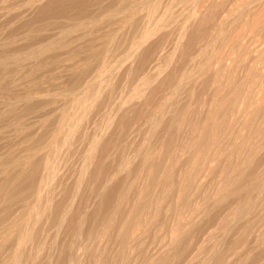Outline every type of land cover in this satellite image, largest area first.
Segmentation results:
<instances>
[{"label":"rangeland","instance_id":"1","mask_svg":"<svg viewBox=\"0 0 264 264\" xmlns=\"http://www.w3.org/2000/svg\"><path fill=\"white\" fill-rule=\"evenodd\" d=\"M7 1L9 3H6ZM34 1L36 2L37 8L34 6L35 5ZM34 1L33 0H31V1L30 0H28V1L27 0H0V11H1L0 12V23H1L0 24V42H1L0 43L1 44L0 49L6 43H7L6 45L12 44V46L14 48V49H12L11 45L9 46L12 49V52H11L10 48H7L8 50L6 49L5 51L0 50V53L3 55V57L1 59H5V56H6L5 54H7L8 51H10V52H8L9 55L11 53L14 54L13 56H12V54L10 56H6V59L10 60V59H13L11 57H16V55H15L16 53L18 54V56H22V55L25 56V54H23V53H25V52L27 53V52H29V50L31 52V49H33V51H34L38 48L41 49V48H47V46L48 47L49 46H56V44L58 43L57 41H58V37H59L60 33H64V32L66 33V30L69 29L70 31H74L72 33L74 35L76 28L79 29L80 28L79 25H81L84 22V20H87V21L90 20L91 16H92V18L95 16V13H97L96 16L102 14L103 12L107 13V12H109L110 9H112V6H113L109 2V0H108V2L106 0L105 1L104 0H84L85 2H83V0H75V1L74 0H45V1L44 0H41V1L40 0H34ZM38 1H40V2H38ZM222 1L227 2L228 0H222ZM243 1H245V2L243 3ZM247 1L248 0H242V1L236 0L234 6L237 3V4H239V8H241L244 4H246ZM33 2H34V5H33L34 8L27 7V6L32 5ZM105 2L108 4V6H111V7L109 8L107 6V4L103 5ZM208 2H210V3H208ZM27 3H29V4H27ZM213 3H214L213 1H209V0L204 1V2L202 1V3L200 2L199 8H198L199 11L194 14V16H193L194 19H192V22H190V24H188L189 26L188 25L186 26V27H188V29L187 28H185V29L181 28L182 26H181V23L179 24V22H178V25H177V23L174 24L175 26L172 29H170L169 34H167V37L164 35L161 36L160 34L159 35L156 34L154 36H151L150 39L147 40L148 44L147 45L144 44L145 45V46L143 45L144 48L142 46V48L139 49L140 51H138L137 54H135V56L134 55H128V52H129V54H131L130 53L131 51L128 49L131 47L130 46L131 44L127 45L129 43V41L126 45L130 46V47L124 46L125 50H124V48H121L118 51V57L120 59L117 57L116 54H114L113 59H114V57H116V60H114L113 65H112V62L110 63V61H111L110 58H112V57H110V55H107L106 62L109 63V64L108 63L107 64L109 65V67L110 66H112V68L116 67L115 69H117L118 72L116 70H114L117 74L114 72L115 74L113 73L114 75H112L115 80L109 79L111 81L106 82L107 84L104 83L103 86L107 85V87L105 86V88H104L103 86H101V87H103L102 90L99 89V87H98V88L94 89L95 92L93 90L92 93L90 94V97L92 98V99L90 98L91 102L96 100L99 103H97L95 101V102H92L90 104L92 109L89 108L90 106L88 107V109H86L88 115H87L85 109L80 111V109H75L73 107L71 110L70 109L71 107H69V109L71 111L69 109L68 110L71 112V115H70L69 111L66 109L69 113V114L68 113L67 114L70 115L71 118H73L74 120L79 117L80 113L83 115L84 112L89 117V119H88V117H87L88 120L85 119V117H86L85 114L83 116L80 114L82 116V118H84L85 120L82 119L83 120V121H81V122H83L82 125L81 124L76 125V127L78 126L77 128H79L77 134H80V136H78V137L76 136L75 141H74L75 137L73 138V143H72L73 144V146H72L73 150L69 146V149L66 151V153H69V154L65 153L67 156H65V154H63L61 156V158H58L56 160L57 162L56 161L54 162L57 165V163H59L58 160H61L60 164L57 165L58 170H57L56 174H58L59 176L57 175V181L55 182L54 189H53V191L55 190L54 193H56V194H54L52 191H51V193L53 195L50 193L52 195V196L50 195L51 199L53 198V202H55L54 204H52V209L50 210L52 214L48 213L46 217L44 216L46 219L45 218L42 219L44 222L42 220L40 221L39 226H38V230H36V232H35V238L37 237L36 242H35V238H34V241L32 242L35 245H32L30 243L31 245L29 246L28 245L29 243L26 244L27 247L28 246L29 247L28 248L26 247V250H27L26 255L23 256L25 258L21 259V262H20L21 264H78V263L79 264H152L154 262V260L157 258V256L161 254V252L163 253V252L167 251V250L165 251V249H168V247L171 249L174 248L175 251H174V249H172V250L168 249L171 251H170V253H168L166 255L167 258H166L164 264H189L188 261L190 260L193 253H194L193 255H196L194 257L197 258V262H198L197 264H205V261H208L206 264H212V262H214L215 264H216V262H217V264H218V262H222L221 264H223L224 262H225L224 264H259V263L264 264V230H263L264 229V222H263L264 221V200H263L264 199L263 198L264 197V193H263L264 192V184L259 182V181L264 182V180H263L264 179V176H263V174H264V76H263L264 75V56H263V58H261L262 54L260 55L261 52H260V50L258 51V49H257V44H259V41L261 39H259V41H258V37H257V39H255V42L252 43V41H254V38L252 36L255 37L258 35V33L256 32L257 31L256 29H259L262 26H263L262 28H264V22H263L264 21V9L260 13L261 15L259 14L260 17L257 21L258 23H256V24H254V21H252L255 18L254 16L256 15L255 14L256 11L254 10L255 15L253 14L252 10H251V12H247V14H245L244 17H246V18L248 17V18L247 19L243 18L244 23H242V25H240L241 29H239V31L237 30V32L233 31L234 32V33H232L233 36L231 35L230 37H228V40L231 38V42H230V40L227 41L226 45H224V47H223V50H221L222 46L216 45L215 43H214L215 44L214 45V44H212L213 42L209 41L213 38L211 36H214V38H215V36H217L216 33L218 32V34H219V31H217L218 29L216 28V27L219 28V26H218L219 25L218 22L220 21V20H218L219 17L213 16L211 12L213 11V14H216V12H218L217 10H219L221 8V6H219L218 3H214V4ZM38 4H39V6H38ZM201 4H203L204 7ZM4 5L7 6L8 8L6 7V9H4V7H5ZM213 5L214 6L216 5V6L214 7ZM90 6L93 8L94 7H96V8H94V10L91 11L93 8L91 9ZM106 6H107V8H106ZM217 6H218V8H216ZM234 6H233V8H235ZM17 7L19 8V10ZM236 7H238V5ZM262 8H264V6ZM16 9H17V11H16ZM84 9H86V11H84ZM103 9H104V11H103ZM105 9H107V10H105ZM99 10H102V11L100 12ZM87 11H89V12H87ZM6 12H8L9 16L7 15ZM86 12L87 13L93 12L91 14H94V15L89 14V16L91 15L89 17ZM206 12L210 13L211 15L207 13L208 15L205 16L204 13L206 14ZM230 12L227 13L228 16H231ZM86 15L88 16L89 19L85 18V17H87ZM203 16L208 17V18H205L206 20H204ZM211 16H213V17H211ZM195 17H197L198 19H196ZM210 18H212V19H210ZM215 18L217 20H215ZM249 18H251V19H249ZM19 20H21V21H19ZM212 20L215 21L214 24H213ZM15 22H16V24H15ZM247 22H249L251 24V27H250L249 23H248L249 25L247 24ZM259 22H261V24ZM245 24H246V26H249L248 27L249 29L248 28H247V30L245 29V27H246ZM257 24L260 26L259 28H256L258 26ZM154 26H155V22H154ZM154 26L152 24L150 29L152 27L155 28ZM242 26H243V28H242ZM176 28L178 31L176 30ZM254 28H256V29H254ZM180 29H183L184 32ZM151 30H153V29H151ZM214 30H216L217 32ZM52 31L54 34L52 33ZM68 31H67V33H68ZM180 31L184 34L183 35L181 33L183 36L180 35V33H179ZM245 31H248V32H245ZM37 33H39V34H37ZM25 34L27 36L26 39H29L30 41L26 40V42H24L25 41V38H24ZM33 34H35L36 36H34ZM45 34H46V36H45ZM225 34H224V36H225ZM40 35L44 36V37H41ZM47 35H49V36H47ZM237 35H238V37H237ZM250 35H252V36L250 37ZM22 36H23L24 41H23V39H21ZM74 36H72V38H70L69 42L67 43L68 45H71V43H72V48H74L73 51H71V53H70V55L72 57L69 54H67L68 55L67 57L66 56L65 57L64 56H58V57L46 60L47 62L42 60L41 63H44V64H42L44 67L42 65L38 66L40 68L41 72H39L38 74H32V75L28 74L31 77V78L30 77L29 78L32 79V81L35 80V82L33 84H35V83L40 84V82H41V85L45 87L44 88L45 90L42 94L55 96L56 93H57V95H60L59 93H61V92L63 94H66V92H67V94L71 93V95L72 94L73 95H76V94L79 95V93L84 95V92H85L84 86L87 85L91 76L94 75V76H92L94 78L96 73L98 72L97 70H100V68L97 67L98 69L96 68L95 70L94 69L91 70V73L89 72V74H88L89 78L87 77L88 79H86L87 83L85 81V84L84 85L82 84V86H81L84 89H82L81 87H79L78 89L76 87H74L73 86L74 84H72V83H74L73 80H71L69 78L68 79L66 78L63 80V77H61L62 72L64 74V70H63L64 67L62 64L63 61L64 62L67 61L65 63H67L68 65H71V64L77 65V66H74V68L78 67L77 69L75 68L76 71H79V69L81 70L82 68L86 69V67H87L86 59L84 57V50H85L84 48L86 47V43H84V41H82L79 37H77V36L74 37ZM28 37H30V38H28ZM179 37H182L184 39L179 38ZM222 37H223V35H222ZM152 38H153V40H152ZM239 38H240V40H239ZM72 39H74L75 42H74V40L72 41ZM2 40L5 43H3ZM16 40H18V43L16 42ZM19 40L20 41L22 40L23 46H25L24 48L22 46V42H20ZM33 40H34V42H33ZM212 40H214V39H212ZM234 42L236 43V45H235L236 47L233 46L235 44ZM237 42L239 44H237ZM207 43L211 46L210 48H212V49L215 46H218L217 47L218 49L216 48L217 50L215 51V54L220 53L219 55L217 54L219 56V58L217 57V61H215L212 64L213 66L211 65L213 68L207 66L210 68L209 69L207 67H204V64H202V66H200V68L202 67L200 70V68L197 65V62L199 60H201V58L203 57L202 52H200L201 49L204 48L205 46L206 47L209 46ZM254 43L256 45V48H255V45H253ZM16 44H18V45H16ZM43 44H44V46H43ZM75 44H77V45H75ZM94 44H95V42H94ZM237 45H238V48H237ZM30 46H32V47H30ZM75 46L76 47L78 46V48L79 47L82 48L84 46L83 50L78 49L80 54H79L78 50H76L77 48ZM90 46L94 47V49H95V47L97 48V44H95L94 46L92 44H90ZM219 47H221L220 50H219ZM126 48L129 51L126 50ZM17 49H18L19 53L17 52ZM241 49L243 51H241ZM246 49H252L255 51L257 50L258 52H257V54L255 52V55H254L255 57L249 58V54H248V51ZM214 50H215V48H214ZM123 51H124V53L126 51H128V52H126L127 53L126 55L121 54L122 56L124 55L125 57H127V59H123V61L126 60L125 62H123L121 60L122 56L120 55V53H123ZM229 51L231 53H229V55H228ZM3 52H5V53H3ZM142 52H143V54H142ZM127 55L129 56V58L131 56L130 60L128 59ZM245 55H246V57H245ZM259 55L261 57H259ZM136 56H138V57H136ZM233 56L234 57L236 56V57L234 58ZM104 57H106V56H104ZM199 57H200V59H199ZM136 58H137V60H136ZM104 59H106V58H104ZM113 59H112V61H113ZM195 59L196 60L198 59V61L196 62ZM259 59H261V64H260ZM118 60L120 61V64H121V62H123L122 63L123 66L120 65V67H118L119 66ZM116 61H117V63H116ZM56 62H58V63H56ZM60 62H62V63H60ZM75 62H76V64H75ZM244 62L247 65H245ZM262 62H263V64H262ZM192 63H195L196 66ZM54 64H55V67L52 66ZM78 64H80L79 66L81 68L78 66ZM114 64L115 65L118 64V66L117 65L115 66ZM190 64H191V66H190ZM221 64H222V68H221ZM61 65H62V68H61ZM215 65H216V67H215ZM241 65L243 67L245 66L246 68L245 67L243 68ZM192 66H194V67H192ZM203 67L205 69L204 74H203V71H204ZM217 67H218V69H217ZM119 68H121V69H119ZM60 69H62V70H60ZM118 69L120 70V73H119ZM190 69L191 70L193 69V71L195 70L196 73L198 71H200L201 74L198 72V74L195 75L196 73L194 74ZM208 69H209V71H208ZM218 70L221 72H219ZM229 70H230V72H229ZM187 72L193 74V76L190 74L191 79L189 78L190 75ZM29 73H31V72H29ZM43 73H45V74H43ZM218 74H219V76H218ZM185 75H186V77L188 76V78H186L185 80L190 82L189 84H188V82L185 84V82H186L184 80ZM200 75H201V77H200ZM112 76H111V78H112ZM195 76H197V77L195 78ZM181 77L183 78L184 81L182 80ZM220 77H221V79H220ZM69 80L72 82H70ZM144 80H145V82H144ZM191 80L194 82H192ZM146 81H147V84H146ZM181 81H183V82H181ZM109 82H110V85L108 86ZM111 82H113L114 84ZM140 82H141V84L144 82V84H146L147 86L144 84L142 86L140 84ZM252 82H254L256 84L254 85V83H252ZM181 83H182V87H181ZM53 84H57V85H53ZM183 84L185 86H183ZM257 84H260V85H257ZM186 85H189V87ZM239 85L241 87L240 89H239ZM178 87L180 88V91L177 89ZM73 88H76L77 90L73 89ZM110 88L112 91L110 90ZM136 88H139L142 91L137 92L139 89H136ZM181 88L183 89V91ZM250 88H252V89H250ZM253 88H254V90H253ZM98 89L101 90L100 93L103 94V95H101L99 93V95H101L100 97L98 95L96 96V94H95V93L99 92V91H97ZM233 89L235 91H233ZM70 90H72V91H70ZM176 90H178L180 93L176 92ZM77 91H78V93H77ZM252 91L254 94L252 93ZM237 92L240 95L237 94ZM228 93L230 94V96ZM233 93H235L237 95H235V94L233 95ZM15 94L16 93H13V96H12L11 93H10V95H8V93L5 92V94L1 95V98L5 97L4 100L5 99L9 100L12 97L14 98ZM6 95H7V98H6ZM91 95H94V97L96 96L95 98L99 97L101 100L99 98L95 99ZM135 95H136V98H135ZM241 95H243V96H241ZM259 95L260 96L262 95V96L259 97ZM258 97H259V99H258ZM93 98H94V100H93ZM88 99H89V94H88ZM134 99L135 100L138 99V101L135 102ZM243 99H245L244 102H240V101H243ZM248 99H250V100H248ZM253 99H254V101H252ZM256 99H257V101H256ZM235 100H238V101L235 102ZM246 100H248V103L249 102L250 103L248 104ZM233 101L235 103H233ZM110 102H111V104H110ZM168 102L172 106L169 105L168 107H166L169 104ZM172 102H174V103H172ZM175 102H176V104H175ZM231 102H232V104H231ZM89 103H90V100H88L87 104L89 105ZM165 104H167V105H165ZM93 105H96V106L93 107ZM239 105L242 108L241 110H244V112L240 110ZM164 106L167 109H163ZM249 106L251 108L252 107L253 108L251 109ZM259 106H260V108H259ZM219 109H220V111H219ZM77 110L79 111V113L77 112ZM117 111H119V112H117ZM184 111L186 112V114ZM229 111L230 112L232 111V112L229 114ZM236 111H238V112H236ZM74 112H76L75 115L78 114L77 118H74V115H72V113L74 114ZM259 112L261 115L258 116ZM111 113H113V114H111ZM182 113H183V115L181 116ZM174 114H177V115H174ZM172 117H174L173 119H175V117H179V118H177L178 120L176 119L177 121L174 120V122H175L174 123ZM79 118H81V117H79ZM168 118L170 120L172 119V122H170V120ZM214 118H215V120H214ZM242 118H243V120H242ZM74 120H72L73 124H75L77 121V120H75V123H74ZM152 120H154L156 122H153ZM181 120L183 121V123ZM233 120L235 122H233ZM79 121H77V122L79 123ZM150 122L154 123V124H150ZM160 122H161V124H160ZM176 122H178L179 124H177ZM249 122H251V123L249 124ZM156 123H157V125H155ZM52 124H54V125L52 126ZM52 124L49 127L50 129H52V128L54 129L58 125V122H57V124H56V122L52 123ZM176 124H177V126H176ZM153 125H155V126H153ZM178 125H179V127H178ZM247 125H248V127H247ZM150 126L152 127V129ZM155 128H157L158 130L157 129L155 130ZM176 128H177V130H176ZM80 129L82 132L80 131ZM204 129H209V133H210L211 137H210V140H208V141H205V140L203 141V139H202V131ZM79 131L81 133H79ZM212 134H214V135H212ZM236 135H238V136H236ZM248 135L250 136V138ZM146 136H149V137H146ZM93 139L94 140L100 139L101 144L98 145V147L95 151V157L93 159V163L91 162V165L88 166L87 172L81 171V170H83V168L87 164L85 162V161H87L86 158L88 156L86 153H88L90 151V149L92 147L91 145L95 142ZM81 141H82V143H81ZM46 142H48V139ZM91 142H93V143H91ZM0 144H1L0 145V153L3 152L2 150H4V153L6 151L13 150L15 148L14 146L17 145L16 143H14V140H11L10 138H7V140L5 139L3 141V143L0 142ZM72 144H70V145H72ZM6 145H8V146H6ZM243 145H245V146H243ZM144 146L147 148L148 154L150 155L148 157L149 158L151 157L152 160L149 158L147 160H144V159H141V157L139 156V152L141 149H144ZM234 147H236V148H234ZM216 153H217V155H216ZM209 155H210V157H209ZM226 155H228V156H226ZM138 156L140 157V162H139ZM62 158L65 160H63ZM130 158H132L134 160H132ZM246 158H247V160H246ZM209 160H210V162H209ZM214 160H215V162H214ZM125 161L126 162L128 161V165H130V166H128ZM129 162H130V164H129ZM84 163H85V166L83 167ZM246 163H249V165ZM251 163H253V164H251ZM153 164H155V166H151ZM160 164H161V166H160ZM213 164H215V165H213ZM124 165H126L128 168L127 167L124 168ZM61 166H63V167H61ZM157 166L159 168V171H158L159 173L157 171L155 172V169H154ZM244 166L245 167L251 166V168H250L251 171L248 169L249 171L246 172L247 174L242 172V171H244V169H243ZM160 167H162V168H160ZM191 167H192V169H191ZM241 167H243V168H241ZM122 169L124 171L126 169L127 170L129 169V171L126 170L124 172ZM204 170H206V171H204ZM161 171H162V174H161ZM82 172L83 173L85 172V173L83 174ZM200 173H202V174H200ZM36 174L37 175L34 176V178H35L34 181L36 180V178L38 180V178L40 176L38 173H36ZM241 174H245L244 177L246 175H248V177H249V175H252L251 177L252 178L255 177L256 181L254 182V178L253 179L251 178L253 181L251 182V179L248 180V182L246 183V186L248 183L249 184H248L247 188H245V191L241 190V194H239L240 193V191H239V193L238 192H236V194L234 193L235 195L233 193H231L229 196L230 189L232 188V186H234L237 183L235 179H237V181H238V179L240 178L239 176ZM201 175H203V176H201ZM79 176H80V178H79ZM229 176H230V178H229ZM258 177H259V180H258ZM260 177H262V178H260ZM36 181L32 182V183H37ZM127 181H130L131 183L127 182ZM257 181H258V183H257ZM32 183L30 182V186L28 185L29 182L25 183V185H27L28 187H26L23 184V187H20L21 189L18 190V192L20 191L19 193L21 195L18 193L20 195L19 196L17 194V192L14 194V197L16 199H14V197L13 198L11 197V199H14L15 201L19 200V198L21 200H19L17 202H14V200H12V201L8 200L9 204L10 203L12 204V202H14V203L12 205L7 204V206L0 207V208H2V209H0L1 211L4 208V211H3L4 214H3V212L0 213L1 214L0 215V231H1L0 238L3 239V240L0 239V252H1L0 253V264H2V263L7 264L5 262H7V259L11 256L10 254L13 255L14 251H16V249H17V247H16L17 246V244H16L17 243V241H16L17 236L15 237L16 234L14 235V231L12 232V230H13L12 225L14 224L15 221L19 220L22 216L24 218V214L26 215L27 208L29 207L28 204L30 203L31 199H29L30 196L26 197L25 193L30 195L34 191L33 188L35 187L34 185H36V184H33V186H32ZM232 184H234V185H232ZM260 184H262V185H260ZM145 185H147V186H145ZM194 185H196V186H194ZM25 187L28 190H26ZM103 187H104V189H103ZM23 189L26 191H24ZM30 190H32L31 193H30ZM262 190H263V192H262ZM27 191H28V193H27ZM243 191H244V193H243ZM119 192H120V194H119ZM121 192H122V194H121ZM16 194H17V196H19V198L17 196H15ZM105 194L109 196L110 204L107 205V207L104 206L101 208L100 213H102V214L100 215L98 210L101 207L102 198H103V195H105ZM121 195H122V197L125 196L122 198V201L120 200ZM143 195H146V196H143ZM233 195L235 197H233ZM24 196H25V200L23 198ZM249 196L252 198H249ZM21 197L23 198V200ZM228 197H230V198H228ZM61 198L65 199V200H63ZM218 198L222 199L221 200L222 204H217L215 206V208L212 207L214 200L216 201V200H218ZM117 199H118V201H117ZM119 201H120V203H119ZM8 202H5V203H8ZM177 202L178 203L180 202V203L178 204ZM15 203H16V205H15ZM118 203H119V206H117ZM114 204H116V207H114L115 206ZM8 205L11 206V208ZM112 205H113V208H112ZM97 208H98V210H97ZM117 208H119V210ZM65 209H69V211H68L69 213L67 214V218L63 222V220L61 218L62 214H59V213H61L62 210L65 211ZM142 209H143V211H142ZM13 210H15V211H13ZM111 211H112V213H111ZM106 212H108V213H106ZM114 212H115V214H113ZM97 213L99 215H97ZM197 213H200L201 215L197 214ZM254 213L256 214V216ZM57 214L60 215L59 218H58ZM104 214L106 216H108L107 218H109V219L111 218V215H108V214H113L114 216L112 215L113 216L112 220L110 219L111 220L110 224L107 226L106 230H104L105 231L104 234H103V231H100L98 234H96V237H94L95 236L94 235L91 239L89 233L94 231L93 229L95 227L93 228V226H95L94 223L97 222V220H98L97 217H99V216H101L100 218H102L103 216L106 217ZM129 214H131V216ZM202 214H204V216ZM55 215L57 218L55 217ZM262 215H263V217H262ZM1 216H2V218H1ZM240 216L242 218H240ZM205 217H207L206 220H204ZM47 218H48V220H47ZM233 219L235 222L232 221ZM246 219H247V221H246ZM253 219L255 220V222ZM59 220H60V222L62 221L61 224H60ZM139 220H140V223H139ZM197 220H198V222H197ZM260 220L261 221L263 220V221L261 222ZM135 221H137V223ZM195 221H196L197 226L195 225ZM236 221H237V224L235 225ZM7 223H8V225H7ZM193 224L196 227L193 228ZM111 225H112V227H111ZM56 227H58V228H56ZM122 227H123V230H122ZM133 227H134V229H133ZM229 227H231V229ZM4 228L7 229L8 231L5 230ZM128 228H129V231L131 230L130 231L131 235L129 234V236H128L129 242L127 241V245L129 247L126 245L127 247L125 246V248H124V244H126V243H123L122 234L124 233V230H128ZM189 228H192L191 232H190L192 234H190L185 240H183V238H182V240H180L181 234H182L181 232H183V234H185V232L187 233V231H190ZM171 229L173 230L174 234L172 233ZM176 230H178V231H176ZM179 231H181V232H179ZM8 232H9V234H8ZM220 232H222V233L220 234ZM223 232H225V233H223ZM246 232L250 233V234H247V236H246L247 238L244 237V235H246ZM179 233H181V234L179 235ZM120 234H121L122 238L120 237ZM101 235L104 237L103 239H102ZM178 235H179V237H178ZM135 237H137V238H135ZM222 237H223V239H222ZM8 238H9V240L7 241L6 239H8ZM219 238H220V241L224 240L226 238L224 240L225 242L223 241L224 243L223 242L221 243L224 245L221 246L220 241L219 242L217 241ZM13 239H15V240H13ZM37 239L39 240V242ZM190 239H191V241H190ZM239 240L242 243H240ZM244 240L245 241L247 240V241L245 242ZM12 241H13V243H12ZM98 242L101 244H99ZM215 242H216V244L218 242L221 247L219 248V245H215ZM236 242H238V244ZM230 243H231V245H230ZM164 244H166V247ZM234 244H236V245L232 247V245H234ZM239 244H240V247H239ZM131 245H132V247H131ZM214 245L217 246L219 249L217 250V248ZM237 245L239 248L237 247ZM213 247L216 249L217 252H215V249ZM222 247H223V249L221 250L222 251V253H221L220 249ZM225 247H226V250L224 249ZM230 247H232V249H234L236 251V253L239 250L238 255L240 254V256H238L239 258L236 257V260H235V258H232V260L233 259L235 260V262H232V263H231L232 260L230 261L227 259L228 260L227 261L225 259L227 253L229 254L232 251H234V250L230 249ZM123 248L125 250H123ZM128 248H129V250H128ZM141 248H142V250H141ZM206 248H207V252L205 250ZM210 248H211V250H210ZM29 249H30V251H29ZM119 249H120V251H119ZM223 250H224L225 254L223 253ZM183 251H185V252H183ZM208 251H210V252H208ZM228 251H230V252H228ZM219 252L222 254V256L224 258L221 256V254H219L220 256H218L217 253H219ZM37 253H38V255H37ZM77 254H78V258L76 256ZM215 254H216V256H215ZM31 255H32V257H31ZM179 255H180V257H179ZM212 256L214 259L212 258ZM2 257H3V259H2ZM28 257H30V258H28ZM168 257H169V260H168ZM30 259H31V261H29ZM218 259H219V261H218ZM2 260L3 261L5 260V261L3 262ZM113 260H115V261H113ZM211 260H213V261L211 262Z\"/></svg>","mask_w":264,"mask_h":264},{"label":"bare ground","instance_id":"2","mask_svg":"<svg viewBox=\"0 0 264 264\" xmlns=\"http://www.w3.org/2000/svg\"><path fill=\"white\" fill-rule=\"evenodd\" d=\"M28 1V0H27ZM31 1V0H30ZM34 1V0H33ZM41 1V0H40ZM40 1H38V2H40ZM45 1V0H44ZM75 1V0H74ZM105 1V0H104ZM107 2H108V0H106ZM202 1L204 2V1H208V0H109V2L113 5L112 6V9H110L109 10V12H107V13H105V12H103L102 14H100V15H97L96 16V14L97 13H95V16L92 18V16L91 15H94V14H91V13H93V12H91V13H87V12H89V11H87L86 13L88 14V16H89V14H91L90 16H91V18H90V20H84V22L81 24V25H79L80 26V28L79 29H77L76 28V30H75V33H74V35L75 36H77V37H79L82 41H84V43H86V47L84 48L85 50H84V57H85V59H86V64H87V67H86V69H84V68H82L81 70L79 69V71H76V69L78 68H74V66H77V65H73V64H71V65H68L67 63H65V62H67V61H63V63L62 62H60V63H62L63 64V67H64V74H63V72H62V76L61 77H63V80L64 79H71V80H73V82L74 83H72V84H74L73 86L74 87H76L77 89L79 88V87H81L82 86V84L84 85L85 84V81H86V79H88L89 77H88V74H89V72L91 73V70H95L97 67H99L100 68V70H97L98 72L96 73V75H95V77L93 78L92 76H94V75H92L91 76V78L89 79V82L87 83V81H86V83H87V85H85L84 86V88H85V92H84V95H82L81 93H79V95L78 94H76V95H71V93L70 94H67V92H66V94H63L62 92L61 93H59L60 95H57V93H56V95L55 96H50V95H45V94H42L43 92H44V86H42L41 85V82H40V84H33L34 82H35V80L34 81H32V79H30L31 77L28 75V74H38L39 72H41V70H40V68L38 67L39 65H42V64H44V63H41V61L43 60V61H46V60H49V59H52V58H55V57H58V56H68L67 54H69L70 55V53H71V51H73V49L74 48H72V43H71V45H68L67 43L69 42V40H70V38H72V36H74L72 33L74 32V31H70L69 29H65L66 30V33L64 32V33H60V35H59V37H58V43L56 44V46H47V48H41V49H36V50H34L33 51V49H31V52H30V50H29V52H25V53H23V54H25V56H18V54L16 53L15 55H16V57H11V58H13V59H10V60H7L6 59V56H10L11 54H12V56L14 55L13 53H11L10 55L8 54V52H10V51H8L7 52V54H5L6 56H5V59H1L2 57H3V55L1 54L0 55V142H2L3 143V141L6 139L7 140V138H10L11 140H14V143H16L15 145L16 146H14L15 148L13 149V150H10V151H6L5 153H4V150H2L3 152L2 153H0V207H4V206H7V204H9V202H8V200H14V199H16L15 197H14V194L17 192V194L20 192H18V190L19 189H21L20 187H23V184L25 185V183H27V182H29V186H30V182L32 183V182H35L36 180H37V178H36V180L34 181V176L35 175H37L36 173H38L40 176H39V178H38V180L36 181L37 183H32V186H33V184H36V185H34L35 187L33 188L34 189V191L32 192V190H30V195H28V194H26L25 193V195H26V197H29V199H31L30 200V203L28 204L29 205V207L27 208V212H26V215L24 214V218H23V216L19 219V220H17V221H15L14 222V224L12 225L13 227V230H12V232L14 231V235H15V237H16V241H17V249H16V251H14V254L12 255V254H10L9 256V258L7 259V262H5V263H7V264H21L20 262H21V259L22 258H25V257H23L24 255H26V247H27V243H29L28 245L30 246L31 244L32 245H35L34 243H32L33 241H34V238H35V232H36V230H38V226H39V223H40V221L42 220V219H44L46 216H47V214L48 213H51V209H52V204H54L55 202H53V198L51 199V197H50V195L52 194L51 193V191L54 193V191H53V189H54V184H55V182L57 181V175L58 174H56V172H57V165L58 164H60V162H61V160H58L59 161V163H57V165H56V163H54L58 158H61V156L63 155V154H65L66 153V151L69 149V146L71 147V149H72V146H73V138H74V141H75V139H76V136L78 137V136H80V134H77L78 133V129L79 128H77L76 127V125H82L83 124V122H81V121H83V120H85V119H87V115H88V113H87V110L86 109H88V107L90 106V104L92 103V102H95L96 100H94V98L98 95L99 97L101 96V95H103L102 93H100V91L102 90V88L104 87L105 88V86L107 87V85H105V86H103L104 85V83L105 84H107L106 82H108V81H111V80H115L114 78H113V76L112 75H114L116 72L114 71V70H116L117 71V69H115L114 67V69L112 68V66H110L109 67V63L108 62H106V60H107V55H110V57H112V58H110V63L112 62V65H113V63H114V60H116V57H114V59H113V56H114V54H116L117 55V57H118V51L121 49V48H124V50H125V47L124 46H127V45H129V44H131L130 46H127V47H130V48H128L131 52V54H129V50L126 48V50H128V51H126V52H128V55H134L135 56V54H137V52L138 51H140L139 49L140 48H142V46L144 45V44H148L147 43V40H149L150 39V37L151 36H154V35H156V34H160L161 36L162 35H164V36H166L167 37V34H169V32H170V29H172L175 25L174 24H176L177 23V25H178V22H179V24L181 23V28H183V29H185V28H187L188 29V27H186L188 24H190V22H192V19H194L193 18V16H194V14L196 13V12H198L199 10H198V8H199V5H200V2L202 3ZM209 1H213L214 3H218L219 4V6H221V8L219 9V10H217L218 12H216V14H213V11L211 12L212 13V15L213 16H218L219 17V19L218 20H220L219 22H218V26H219V28L218 27H216L218 30L217 31H219V34H218V32L216 31V30H214V31H216L217 33V36H215V38H214V36H211V37H213L212 39H214V40H212L209 36V38L211 39V40H209V41H211V42H213L212 44H216V45H219V46H222V49H221V47H219V50L221 49V50H223V47H224V45H226V42L227 41H229L230 40V42H231V38L228 40V37H230L231 35H232V33H234V32H237V30L239 31V29H241V26L240 25H242V23H244V19L243 18H246V17H244L245 16V14H247V12H251V10L253 11V14H254V10L256 11V15L254 16L253 14V16L255 17L254 18V20H252V21H254V24H256V23H258L257 21H258V19H259V17H260V13L263 11V9L264 8H262L263 6H264V0H248L247 2H246V4H244L241 8H239V4H237L236 3V5L234 6V4H235V2H236V0H228L227 2H223L222 0H209ZM242 1V0H241ZM4 2V1H3ZM35 2V1H34ZM34 2H33V4L32 5H30V6H27L26 4V6L27 7H31V8H34V6L36 7V2H35V5H34ZM73 2V1H72ZM83 2H85L84 0H83ZM245 1H243V3H244ZM6 3H9L8 1L6 2ZM17 3V2H16ZM51 3V2H50ZM78 3V2H77ZM101 3V2H100ZM208 3H210V2H208ZM212 3V2H211ZM213 3V4H214ZM27 4H29V3H27ZM43 4V3H42ZM79 4V3H78ZM83 4V3H82ZM91 4V3H90ZM99 4V3H98ZM97 4V5H98ZM105 4H107L106 2L103 4V5H105ZM217 4V5H218ZM24 5V6H25ZM34 5V6H33ZM89 5V4H88ZM102 5V6H103ZM201 5H203V4H201ZM212 5V4H211ZM238 5V7H236ZM3 6V5H2ZM5 6V5H4ZM23 6V7H24ZM33 6V7H32ZM38 6H39V4H38ZM107 6H108V4H107ZM107 6H106V8H107ZM214 6V5H213ZM216 6V5H215ZM214 6V7H215ZM233 6L235 7V8H233ZM6 7L7 6H5L4 7V9H6ZM26 7V8H27ZM91 7V6H90ZM99 7V6H98ZM97 7V8H98ZM109 8L111 7V6H108ZM202 7V6H201ZM203 7H204V5H203ZM207 7V6H206ZM8 8V7H7ZM18 8V7H17ZM37 8V7H36ZM85 8V7H84ZM93 7H91V9H92ZM94 8H96V7H94ZM94 8L91 10V11H93L94 10ZM105 8V7H104ZM212 8V7H211ZM216 8H218V6L216 7ZM88 9V8H87ZM206 9V8H205ZM208 9V8H207ZM210 9V8H209ZM18 10H19V8H18ZM31 10V9H30ZM39 10V9H38ZM48 10V9H47ZM105 10H107V9H105ZM213 10V9H212ZM215 10V9H214ZM16 11H17V9H16ZM15 11V12H16ZM22 11V10H21ZM84 11H86V9H84ZM96 11V10H95ZM100 12L102 11V10H99ZM98 11V12H99ZM103 11H104V9H103ZM206 11V10H205ZM208 11V10H207ZM231 11V12H230ZM1 12V11H0ZM5 12V11H4ZM9 12V11H8ZM8 12H6L7 13V15H8ZM83 12V11H82ZM97 12V11H96ZM215 12V11H214ZM228 12H230L231 14V16H228L227 15V13ZM11 13V12H10ZM18 13V12H17ZM22 13V12H21ZM26 13V12H25ZM105 13V14H104ZM208 12H206V14L204 13V15L206 16V15H208V14H210V13H208ZM27 14V13H26ZM199 14V13H198ZM251 14V13H250ZM260 14V15H259ZM6 15V16H7ZM11 15V14H10ZM20 15V14H19ZM28 15V14H27ZM74 15V14H73ZM211 15V14H210ZM9 16V15H8ZM13 16V15H12ZM84 16V15H83ZM87 16V15H86ZM88 16L87 17H85V18H88ZM89 16V17H90ZM197 16V15H196ZM205 16H203L204 17V20H206L205 18H208V17H205ZM213 16H211V17H213ZM248 16V15H247ZM18 17V16H17ZM198 17V16H197ZM197 17H195L196 19H198ZM250 17V16H249ZM24 18V17H23ZM217 18V17H216ZM215 18V20H217ZM248 18V17H247ZM246 18V19H247ZM89 19V18H88ZM202 19V18H201ZM210 19H212V18H210ZM209 19V20H210ZM214 19V18H213ZM249 19H251V18H249ZM19 21H21V20H19ZM24 21V20H23ZM195 21V20H194ZM211 21V20H210ZM209 21V22H210ZM249 21V20H248ZM262 21V20H261ZM62 22V21H61ZM154 22H155V26H154ZM203 22V21H202ZM207 22V21H206ZM212 22H213V24H214V20H212ZM250 22V21H249ZM249 22H247V24L249 23ZM264 22V21H263ZM18 23V22H17ZM69 23V22H68ZM196 23V22H195ZM246 23V22H245ZM260 24H261V22H259ZM1 24V23H0ZM15 24H16V22H15ZM57 24V23H56ZM152 24H153V26L155 27V28H151V29H153V30H151L150 29V27L152 26ZM198 24V23H197ZM201 24V23H200ZM250 24V23H249ZM248 24V25H249ZM67 25V24H66ZM216 25V26H217ZM258 25V24H257ZM256 25V26H257ZM12 26V25H11ZM62 26V25H61ZM72 26V25H71ZM180 26V25H179ZM189 26V25H188ZM213 26V25H212ZM245 26H246V24H245ZM63 27V26H62ZM68 27V26H67ZM73 27V26H72ZM198 27V26H197ZM204 27V26H203ZM249 26H246L245 27V29L247 30V28H248ZM250 27H251V24H250ZM260 26L258 25L256 28H259ZM263 27V26H262ZM261 27V28H262ZM40 28V27H39ZM69 28V27H68ZM74 28V27H73ZM191 28V27H190ZM242 28H243V26H242ZM256 28H254V29H256ZM259 28V29H256L257 31V33H258V35L257 36H252V35H250V37L252 36L253 38H254V41H252V43L253 42H255V39H257V37H258V41H259V39H261L260 41H259V44H257V49H258V51L260 50V55L262 54V57L259 55V57H261V58H263V56H264V28ZM14 29V28H13ZM42 29V28H41ZM71 29V28H70ZM183 29H180V30H182L183 32H184V30ZM215 29V28H214ZM249 29V28H248ZM10 30V29H9ZM63 30V29H62ZM69 30V31H68ZM175 30V29H174ZM176 30H177V28H176ZM244 30V29H243ZM13 31V30H12ZM34 31V30H33ZM45 31V30H44ZM49 31V30H48ZM67 31H68V33H67ZM178 31V30H177ZM186 31V30H185ZM234 31V32H233ZM254 31V30H253ZM176 32V31H175ZM188 32V31H187ZM226 34H225V33ZM245 32H248V31H245ZM250 32V31H249ZM6 33V32H5ZM25 33V32H24ZM42 33V32H41ZM52 33H53V31H52ZM180 33V35L181 36H183L184 34L180 31L179 32ZM183 35H182V34ZM214 33V32H213ZM225 34V36H224V34ZM15 34V33H14ZM28 34V33H27ZM37 34H39V33H37ZM51 34V33H50ZM54 34V33H53ZM52 34V35H53ZM56 34V33H55ZM215 34V33H214ZM237 34V33H236ZM248 34V33H247ZM250 34V33H249ZM29 35V34H28ZM34 36H36L35 34H33ZM42 35V34H41ZM40 35V36H41ZM44 35V34H43ZM222 35H223V37H222ZM235 35V34H234ZM19 36V35H18ZM45 36H46V34H45ZM47 36H49V35H47ZM51 36V35H50ZM74 36V37H75ZM170 36V35H169ZM233 36V35H232ZM248 36V35H247ZM41 37H44V36H41ZM73 37V38H74ZM237 37H238V35H237ZM240 37V36H239ZM25 41H24V39H23V36H22V38L21 39H23V41L24 42H26V40L27 41H30L29 39H26L27 38V36H26V34H25ZM28 38H30V37H28ZM37 38V37H36ZM163 38V37H162ZM179 38H182V37H179ZM178 38V39H179ZM9 39V38H8ZM20 39V38H19ZM182 39H184V38H182ZM251 39V38H250ZM74 39H72V41H73ZM80 40V41H81ZM152 40H153V38H152ZM168 40V39H167ZM192 40V39H191ZM201 40V39H200ZM239 40H240V38H239ZM238 40V41H239ZM3 41V40H2ZM7 41V40H6ZM20 41V40H19ZM51 41V40H50ZM128 41H129V43H128ZM161 41V40H160ZM206 41V40H205ZM208 41V40H207ZM16 42L18 43V40H16ZM20 42H22V40L20 41ZM33 42H34V40H33ZM52 42V41H51ZM50 42V43H51ZM74 42H75V40H74ZM73 42V43H74ZM79 42V41H78ZM94 42H95V44H97V48L95 47V49H94V47H92V46H90V44H92L93 46L95 45L94 44ZM1 43V42H0ZM3 43H5L4 41H3ZM10 43V42H9ZM29 43V42H28ZM81 43V42H80ZM83 43V44H84ZM128 43V44H127ZM172 43V42H171ZM209 43V42H208ZM207 43V44H208ZM229 43V42H228ZM227 43V44H228ZM235 43V42H234ZM7 44V43H6ZM6 44H2L3 45V47H1V49L0 50H3V51H5L7 48H10L9 46L11 45V48L12 49H14L13 48V46H12V44H9V45H6ZM14 44V43H13ZM32 44V43H31ZM30 44V45H31ZM47 44V43H46ZM54 44V43H53ZM127 44V45H126ZM211 44V45H212ZM214 44V45H215ZM237 44H239L238 42H237ZM1 45V44H0ZM15 45V44H14ZM16 45H18V44H16ZM20 45V44H19ZM25 45V44H24ZM48 45V44H47ZM50 45V44H49ZM75 45H77V44H75ZM79 45V44H78ZM81 45V44H80ZM88 45V46H87ZM209 45V44H208ZM236 45V43L233 45L234 47H236L235 46ZM253 45H255V43L253 44ZM22 46H23V42H22ZM43 46H44V44H43ZM46 46V45H45ZM82 46V45H81ZM85 46V45H84ZM83 46V47H84ZM145 46V45H144ZM144 46H143V48H144ZM193 46V45H192ZM232 46V47H233ZM240 46V45H239ZM19 47V46H18ZM25 46H23V48H24ZM30 47H32V46H30ZM74 47V46H73ZM76 47V46H75ZM83 47L82 48H78V46L76 47L77 49L76 50H78V49H82L83 50ZM211 46L209 45V46H205L204 48H202L201 49V51L200 52H202V58H201V60H199L198 61V59L196 60V62H197V65H198V67L200 68V66H202V64H204V67H207V66H209V67H212L213 65V63L215 62V61H217V57L219 58V54L217 55V54H215V51L218 49L217 47L218 46H215L214 48H215V50H214V48L212 49V48H210ZM10 48V49H11ZM17 48V47H16ZM93 48V49H92ZM146 48V47H145ZM217 48V49H216ZM237 48H238V45H237ZM255 48H256V45H255ZM12 49H11V52H12ZM27 49V48H26ZM160 49V48H159ZM240 49V48H239ZM238 49V50H239ZM8 50V49H7ZM81 50V51H82ZM123 50V49H122ZM121 50V51H122ZM163 50V49H162ZM232 50V49H231ZM247 51H248V54H249V58H253V57H255L254 55H255V52H256V54H257V50L255 51V50H252V49H246ZM120 51V52H121ZM143 51V50H142ZM241 51H243L242 49H241ZM240 51V52H241ZM17 52H18V49H17ZM21 52V51H20ZM78 52H79V50H78ZM119 52V53H120ZM124 53V51H123V53H120V55L121 54H124V55H126L127 53ZM151 52V51H150ZM218 52V51H217ZM239 52V53H240ZM3 53H5V52H3ZM19 53V52H18ZM75 53V52H74ZM83 53V52H82ZM159 53V52H158ZM222 53V52H221ZM229 53H231L230 51L228 52V55H229ZM21 54V53H20ZM19 54V55H20ZM27 54V55H26ZM73 54V53H72ZM79 54H80V52H79ZM142 54H143V52H142ZM165 54V53H164ZM201 54V53H200ZM199 54V55H200ZM237 54V53H236ZM242 54V53H241ZM83 55V54H82ZM115 55V56H116ZM122 56V58H121V60L123 61V59H127V57H125V56ZM127 55V56H128ZM139 55V54H138ZM148 55V54H147ZM217 55V56H216ZM231 55V54H230ZM71 56V55H70ZM74 56V55H73ZM104 56H106V57H104ZM120 56V57H121ZM227 56V55H226ZM239 56V55H238ZM244 56V55H243ZM72 57V56H71ZM124 57V58H123ZM133 57V56H132ZM136 57H138V56H136ZM142 57V56H141ZM228 57V56H227ZM230 57V56H229ZM234 57V56H233ZM236 57V56H235ZM234 57V58H235ZM245 57H246V55H245ZM8 58V57H7ZM61 58V57H60ZM59 58V59H60ZM104 58H106V59H104ZM109 58V57H108ZM119 58V57H118ZM65 59V58H64ZM80 59V58H79ZM112 59H113V61H112ZM120 59V58H119ZM128 59L130 60L131 59V56H130V58H129V56H128ZM199 59H200V57H199ZM238 59V58H237ZM242 59V58H241ZM246 59V58H245ZM68 60V59H67ZM136 60H137V58H136ZM194 60V61H195ZM248 60V59H247ZM260 60V64H261V59H259ZM54 61V60H53ZM82 61V60H81ZM119 61V60H118ZM126 61V60H125ZM125 61H123V62H125ZM128 61V60H127ZM135 61V60H134ZM232 61V60H231ZM244 61V60H243ZM242 61V62H243ZM249 61V60H248ZM47 62V61H46ZM52 62V61H51ZM59 62V61H58ZM58 62H56V63H58ZM123 62H121V64H120V61H119V66H118V64H116L118 67H120V65H122V63ZM132 62V61H131ZM130 62V63H131ZM195 62V63H196ZM228 62V61H227ZM238 62V61H237ZM108 63V64H107ZM116 63H117V61H116ZM134 63V62H133ZM195 63H192V64H194L195 66H196V64ZM53 64V63H52ZM75 64H76V62H75ZM85 64V63H84ZM127 64V63H126ZM129 64V63H128ZM156 64V63H155ZM161 64V63H160ZM169 64V63H168ZM217 64V63H216ZM225 64V63H224ZM244 64H245V62H244ZM262 64H263V62H262ZM49 65V64H48ZM51 65V64H50ZM80 64H78V66H79ZM83 65V64H82ZM111 65V64H110ZM115 65V64H114ZM115 65V66H116ZM158 65V64H157ZM212 65V66H211ZM229 65V64H228ZM237 65V64H236ZM245 65H247V64H245ZM43 66V65H42ZM52 66H54L55 67V64L54 65H52ZM101 66V67H100ZM123 66V65H122ZM190 66H191V64H190ZM225 66V65H224ZM240 66V65H239ZM242 66V65H241ZM44 67V66H43ZM42 67V68H43ZM80 67V66H79ZM117 67V68H118ZM157 67V66H156ZM192 67H194V66H192ZM197 67V68H198ZM204 67H203V69H204ZM209 67H207V68H209ZM215 67H216V65H215ZM243 67V66H242ZM245 67V66H244ZM243 67V68H244ZM258 67V66H257ZM263 67V66H262ZM61 68H62V65H61ZM81 68V67H80ZM122 68V67H121ZM121 68H119V69H121ZM131 68V67H130ZM190 68V67H189ZM202 68V67H201ZM201 68H200V70H201ZM213 68V67H212ZM220 68V67H219ZM221 68H222V64H221ZM227 68V67H226ZM239 68V67H238ZM246 68V67H245ZM45 69V68H44ZM50 69V68H49ZM59 69V68H58ZM98 69V68H97ZM118 69V70H119ZM162 69V68H161ZM210 69V68H209ZM209 69H208V71H209ZM217 69H218V67H217ZM60 70H62V69H60ZM191 70V69H190ZM189 70V71H190ZM198 70V69H197ZM215 70V69H214ZM223 70V69H222ZM238 70V69H237ZM263 70V69H262ZM130 71V70H129ZM143 71V70H142ZM194 74L196 73L195 72V70L193 71V69L191 70ZM219 71V70H218ZM29 72H31V73H29ZM49 72V71H48ZM115 72V73H114ZM118 72V71H117ZM136 72V71H135ZM156 72V71H155ZM199 73H200V71H198ZM198 72L195 74V75H197L198 74ZM204 72H205V69H204V71H203V74H204ZM219 72H221V71H219ZM229 72H230V70H229ZM249 72V71H248ZM94 73V72H93ZM92 73V74H93ZM114 73V74H113ZM119 73H120V70H119ZM129 73V72H128ZM132 73V72H131ZM188 73V72H187ZM186 73V74H187ZM252 73V72H251ZM258 73V72H257ZM43 74H45V73H43ZM58 74V73H57ZM61 74V73H60ZM59 74V75H60ZM117 74V73H116ZM156 74V73H155ZM189 75L191 74V73H188ZM201 74V73H200ZM162 75V74H161ZM192 76H193V74H191ZM191 75L189 76V78L191 79ZM208 75V74H207ZM217 75V74H216ZM215 75V76H216ZM227 75V74H226ZM230 75V74H229ZM39 76V75H38ZM56 76V75H55ZM111 76H112V78H111ZM130 76V75H129ZM147 76V75H146ZM165 76V75H164ZM204 76V75H203ZM218 76H219V74H218ZM261 76V75H260ZM264 76V75H263ZM30 77V78H29ZM40 77V76H39ZM45 77V76H44ZM43 77V78H44ZM50 77V76H49ZM52 77V76H51ZM58 77V76H57ZM65 77V78H64ZM88 77V78H87ZM145 77V76H144ZM197 76H195V78H196ZM200 77H201V75H200ZM254 77V76H253ZM155 78V77H154ZM182 78V77H181ZM186 78H188V76L186 77V75L184 76V80L186 79ZM205 78V77H204ZM207 78V77H206ZM219 78V77H218ZM217 78V79H218ZM233 78V77H232ZM42 79V78H41ZM48 79V78H47ZM51 79V78H50ZM53 79V78H52ZM109 79H111V80H109ZM198 79V78H197ZM220 79H221V77H220ZM240 79V78H239ZM91 80V81H90ZM182 80H183V78H182ZM183 80V81H184ZM259 80V79H258ZM40 81V80H39ZM66 81V80H65ZM70 81V80H69ZM183 81H181V82H183ZM186 81V80H185ZM192 81V80H191ZM197 81V80H196ZM211 81V80H210ZM216 81V80H215ZM219 81V80H218ZM234 81V80H233ZM238 81V80H237ZM51 82V81H50ZM53 82V81H52ZM70 82H72V81H70ZM144 82H145V80H144ZM144 82L141 84V82H140V84L143 86V84H144ZM153 82V81H152ZM188 81H186L185 82V84L187 83ZM192 82H194V81H192ZM39 83V82H38ZM54 83V82H53ZM67 83V82H66ZM111 83H113V82H111ZM190 82H188V84H189ZM235 83V82H234ZM252 83H254V82H252ZM58 84V83H57ZM57 84H53V85H57ZM65 84V83H64ZM114 84V83H113ZM122 84V83H121ZM146 84H147V81H146ZM146 84H144V85H146ZM236 84V83H235ZM256 83H254V85H255ZM71 85V84H70ZM110 85V82L108 83V86ZM252 85V84H251ZM257 85H260V84H257ZM72 86V87H73ZM101 86H103V87H101ZM112 86V85H111ZM118 86V85H117ZM137 86V85H136ZM147 86V85H146ZM183 86H185L184 84H183ZM186 86H188L189 87V85H186ZM244 86V85H243ZM55 87V86H54ZM99 87V89H101V90H97V91H99L98 93H95L96 94V96L94 97V95H91V96H93L94 98H93V100L94 101H92L91 102V97H90V94L92 93V91L94 90V89H96V88H98ZM101 87V88H100ZM149 87V86H148ZM181 87H182V83H181ZM187 87V88H188ZM193 87V86H192ZM213 87V86H212ZM230 87V86H229ZM236 87V86H235ZM249 87V86H248ZM252 87V86H251ZM76 88H73V89H76ZM82 89H84L83 87H81ZM80 88V89H81ZM142 88V87H141ZM147 88V87H146ZM150 88V87H149ZM214 88V87H213ZM234 88V87H233ZM241 87H240V85H239V89H240ZM246 88V87H245ZM259 88V87H258ZM76 89V90H77ZM109 89V88H108ZM136 89H139V88H136ZM145 89V88H144ZM148 89V88H147ZM179 91H180V88L178 87L177 88ZM182 89V88H181ZM185 89V88H184ZM235 89V88H234ZM233 89V91H235ZM237 89V88H236ZM250 89H252V88H250ZM110 90H111V88H110ZM109 90V91H110ZM178 90H176V92H179ZM222 90V89H221ZM253 90H254V88H253ZM257 90V89H256ZM70 91H72V90H70ZM81 91V90H80ZM83 91V90H82ZM106 91V90H105ZM112 91V90H111ZM139 91H142V90H138L137 92H139ZM172 91V90H171ZM182 91H183V89H182ZM225 91V90H224ZM244 91V90H243ZM258 91V90H257ZM5 92L6 93H8V95H10V93L12 94V96H13V93H16L15 94V97L13 98H11V99H9V100H4V98H1V95H3V94H5ZM94 92H95V90H94ZM145 92V91H144ZM143 92V93H144ZM175 92V91H174ZM175 92V93H176ZM190 92V91H189ZM239 92V91H238ZM237 92V94H239ZM245 92V91H244ZM247 92V91H246ZM260 92V91H259ZM77 93H78V91H77ZM83 93V92H82ZM99 93L101 94V95H99ZM108 93V92H107ZM174 93V94H175ZM180 93V92H179ZM178 93V94H179ZM196 93V92H195ZM210 93V92H209ZM230 93V92H229ZM228 93V94H229ZM252 93H253V91H252ZM256 93V92H255ZM88 94H89V99H88ZM105 94V93H104ZM136 94V93H135ZM139 94V93H138ZM142 94V93H141ZM145 94V93H144ZM185 94V93H184ZM235 93H233V95H234ZM237 94H235V95H237ZM245 94V93H244ZM254 94V93H253ZM82 95V96H81ZM108 95V94H107ZM114 95V94H113ZM134 95V94H133ZM137 95V94H136ZM136 95H135V98H136ZM207 95V94H206ZM240 95V94H239ZM5 96V95H4ZM138 96V95H137ZM140 96V95H139ZM142 96V95H141ZM176 96V95H175ZM186 96V95H185ZM219 96V95H218ZM226 96V95H225ZM229 96H230V94H229ZM241 96H243V95H241ZM246 96V95H245ZM251 96V95H250ZM262 96V95H261ZM260 95H259V97H261ZM3 97V96H2ZM99 97H97V98H99ZM180 97V96H179ZM253 97V96H252ZM256 97V96H255ZM259 97H258V99H259ZM6 98H7V95H6ZM9 98V97H8ZM91 98V99H90ZM97 98H95V99H97ZM141 98V97H140ZM139 98V99H140ZM178 98V97H177ZM233 98V97H232ZM240 98V97H239ZM242 98V97H241ZM251 98V97H250ZM100 99V98H99ZM115 99V98H114ZM132 99V98H131ZM224 99V98H223ZM229 99V98H228ZM255 99V98H254ZM254 99L252 100V101H254ZM88 100H90V103H89V105L87 104L88 103ZM101 100V99H100ZM107 100V99H106ZM135 100V99H134ZM166 100V99H165ZM164 100V101H165ZM225 100V99H224ZM227 100V99H226ZM241 100V99H240ZM244 100L245 99H243V101H240V102H244ZM248 100H250V99H248ZM248 100H246L247 101V103H248ZM99 101V100H98ZM136 101H138V99L137 100H135V102ZM188 101V100H187ZM220 101V100H219ZM236 101H238V100H235V102ZM256 101H257V99H256ZM97 102V101H96ZM124 102V101H123ZM163 102V101H162ZM170 102V101H169ZM168 102V103H169ZM186 102V101H185ZM234 101H233V103H235ZM263 102V101H262ZM97 103H99V102H97ZM171 103V102H170ZM170 103L167 105V104H165V105H167L166 107H168L169 105H170ZM172 103H174V102H172ZM239 103V102H238ZM250 103V102H249ZM248 103V104H249ZM256 103V102H255ZM254 103V104H255ZM96 104V103H95ZM110 104H111V102H110ZM119 104V103H118ZM175 104H176V102H175ZM196 104V103H195ZM231 104H232V102H231ZM243 104V103H242ZM235 105V104H234ZM256 105V104H255ZM260 105V104H259ZM94 106H96V105H93V107ZM170 106H172V105H170ZM175 106V105H174ZM244 106V105H243ZM242 106V107H243ZM246 106V105H245ZM251 106V105H250ZM249 106V107H250ZM262 106V105H261ZM69 107H71L70 109L72 110V108L74 107L75 109H80V111H82V110H86V113H87V115L85 114V112L83 113V115L85 114L86 115V117H85V119L84 118H82V116L79 114V117H81V118H79L77 115H75V113L76 112H74V114L72 113V115H74V118H77V119H75V120H77V121H79L80 119V121H79V123L76 121V123H75V120L73 119V118H71V110L69 109ZM165 106H164V108L163 109H167ZM181 107V106H180ZM239 107H240V110L242 109L241 108V106L239 105ZM248 107V108H249ZM90 109H92V107L90 106L89 107ZM124 108V107H123ZM171 108V107H170ZM220 108V107H219ZM251 108V107H250ZM253 108V107H252ZM251 108V109H252ZM259 108H260V106H259ZM263 108V107H262ZM69 111V113H70V115H68L69 113H68V111ZM89 109V110H90ZM120 109V108H119ZM128 109V108H127ZM176 109V108H175ZM182 109V108H181ZM188 109V108H187ZM74 110V109H73ZM88 110V111H89ZM95 110V109H94ZM134 110V109H133ZM173 110V109H172ZM171 110V111H172ZM184 110V109H183ZM232 110V109H231ZM234 110V109H233ZM246 110V109H245ZM67 111V112H66ZM75 111V110H74ZM93 111V110H92ZM217 111V110H216ZM215 111V112H216ZM219 111H220V109H219ZM241 111H243L244 112V110H241ZM248 111V110H247ZM263 111V110H262ZM77 112L79 113V111L77 110ZM105 112V111H104ZM117 112H119V111H117ZM116 112V113H117ZM131 112V111H130ZM173 112V111H172ZM177 112V111H176ZM185 112V111H184ZM232 112V111H231ZM230 111H229V114L231 113ZM235 112V111H234ZM233 112V113H234ZM236 112H238V111H236ZM68 113V114H67ZM167 113V112H166ZM178 113V112H177ZM180 113V112H179ZM217 113V112H216ZM90 114V113H89ZM103 114V113H102ZM111 114H113V113H111ZM185 114H186V112H185ZM218 114V113H217ZM220 114V113H219ZM228 114V115H229ZM263 114V113H262ZM174 115H177V114H174ZM183 115V113L181 114V116ZM202 115V114H201ZM240 115V114H239ZM259 115H261L260 114V112H259V114H258V116ZM90 116V115H89ZM92 116V115H91ZM160 116V115H159ZM226 116V115H225ZM233 116V115H232ZM238 116V115H237ZM248 116V115H247ZM254 116V115H253ZM73 117V116H72ZM101 117V116H100ZM111 117V116H110ZM124 117V116H123ZM180 117V116H179ZM179 117H175V119H173L174 117H172V119H173V122H174V120H176L177 118H179ZM250 117V116H249ZM256 117V116H255ZM156 118V117H155ZM181 118V117H180ZM183 118V117H182ZM187 118V117H186ZM237 118V117H236ZM83 119V120H82ZM88 119H89V117H88ZM87 119V120H88ZM169 119V118H168ZM172 119L170 120V122H172ZM235 119V118H234ZM245 119V118H244ZM253 119V118H252ZM72 120H74V123L75 124H73V121ZM91 120V119H90ZM113 120V119H112ZM156 120V119H155ZM159 120V119H158ZM162 120V119H161ZM164 120V119H163ZM178 120V119H177ZM176 120V121H177ZM185 120V119H184ZM187 120V119H186ZM214 120H215V118H214ZM242 120H243V118H242ZM153 122H156V121H154V120H152ZM160 121V120H159ZM182 121V120H181ZM211 121V120H210ZM213 121V120H212ZM241 121V120H240ZM247 121V120H246ZM259 121V120H258ZM257 121V122H258ZM263 121V120H262ZM56 122V124H57V122H58V125L52 130V129H50L49 127H50V125L52 124V123H55ZM81 122V123H80ZM86 122V121H85ZM118 122V121H117ZM167 122V121H166ZM180 122V121H179ZM233 122H235L234 120H233ZM78 123V124H77ZM127 123V122H126ZM175 123V122H174ZM177 124H179L178 122H176ZM182 123H183V121H182ZM216 123V122H215ZM222 123V122H221ZM220 123V124H221ZM227 123V122H226ZM251 122H249V124H250ZM105 124V123H104ZM150 124H154V123H151L150 122ZM160 124H161V122H160ZM173 124V123H172ZM177 124H176V126H177ZM214 124V123H213ZM219 124V123H218ZM232 124V123H231ZM54 124H52V126H53ZM149 125V124H148ZM147 125V126H148ZM155 125H157V123L155 124ZM155 125H153V126H155ZM169 125V124H168ZM171 125V124H170ZM175 125V124H174ZM173 125V126H174ZM85 126V125H84ZM159 126V125H158ZM161 126V125H160ZM172 126V125H171ZM175 126V127H176ZM233 126V125H232ZM81 127V126H80ZM112 127V126H111ZM151 127V126H150ZM178 127H179V125H178ZM231 127V126H230ZM247 127H248V125H247ZM254 127V126H253ZM85 128V127H84ZM100 128V127H99ZM216 128V127H215ZM214 128V129H215ZM242 128V127H241ZM82 129V128H81ZM81 129H80V131H81ZM93 129V128H92ZM101 129V128H100ZM151 129H152V127H151ZM150 129V130H151ZM157 128H155V130H156ZM213 129V128H212ZM211 129V130H212ZM228 129V128H227ZM250 129V128H249ZM106 130V129H105ZM134 130V129H133ZM154 130V131H155ZM158 130V129H157ZM176 130H177V128H176ZM181 130V129H180ZM79 131V133H81ZM111 131V130H110ZM123 131V130H122ZM179 131V130H178ZM183 131V130H182ZM142 132V131H141ZM157 132V131H156ZM218 132V131H217ZM229 132V131H228ZM250 132V131H249ZM88 133V132H87ZM153 133V132H152ZM175 133V132H174ZM248 133V132H247ZM251 133V132H250ZM123 134V133H122ZM223 134V133H222ZM237 134V133H236ZM151 135V134H150ZM201 135V134H200ZM212 135H214V134H212ZM229 135V134H228ZM251 135V134H250ZM112 136V135H111ZM236 136H238V135H236ZM249 136V135H248ZM253 136V135H252ZM48 137V138H47ZM146 137H149V136H146ZM153 137V136H152ZM201 137V136H200ZM210 133H209V129H204L203 131H202V139H203V141L205 140V141H208V140H210ZM254 137V136H253ZM95 138V137H94ZM99 138V137H98ZM103 138V137H102ZM217 138V137H216ZM221 138V137H220ZM249 138H250V136H249ZM47 139H48V142H46L47 141ZM78 139V138H77ZM101 139V138H100ZM100 139H98V140H94L95 142L93 143V142H91V143H93L91 146V149H90V151L88 152V153H86L87 155V161H85L87 164H86V166H85V163H84V165H83V170H81V171H85V172H87V169H88V166L89 165H91V162L93 163V159H94V157H95V151H96V149H97V147H98V145L99 144H101L100 143ZM152 139V138H151ZM160 139V138H159ZM201 139V140H202ZM86 140V139H85ZM92 140V141H93ZM154 140V139H153ZM178 140V139H177ZM197 140V139H196ZM232 140V139H231ZM72 141V142H71ZM213 141V140H212ZM88 142V141H87ZM232 142V141H231ZM230 142V143H231ZM241 142V141H240ZM258 142V141H257ZM81 143H82V141H81ZM80 143V144H81ZM178 143V142H177ZM196 143V142H195ZM263 143V142H262ZM70 144H72V145H70ZM119 144V143H118ZM148 144V143H147ZM226 144V143H225ZM1 145V144H0ZM79 145V144H78ZM145 145V144H144ZM151 145V144H150ZM169 145V144H168ZM210 145V144H209ZM224 145V144H223ZM232 145V144H231ZM255 145V144H254ZM6 146H8V145H6ZM83 146V145H82ZM146 146V145H145ZM144 146V149H139L140 150V152H139V156L141 157V159H144V160H147L149 157L148 156H150L149 154H148V150H147V148ZM148 146V145H147ZM171 146V145H170ZM169 146V147H170ZM242 146V145H241ZM240 146V147H241ZM243 146H245V145H243ZM3 147V146H2ZM76 147V146H75ZM150 147V146H149ZM207 147V146H206ZM77 148V147H76ZM109 148V147H108ZM142 148V147H141ZM198 148V147H197ZM227 148V147H226ZM234 148H236V147H234ZM239 148V147H238ZM248 148V147H247ZM5 149V148H4ZM11 149V148H10ZM183 149V148H182ZM240 149V148H239ZM6 150V149H5ZM73 150V149H72ZM89 150V149H88ZM155 150V149H154ZM163 150V149H162ZM194 150V149H193ZM242 150V149H241ZM199 151V150H198ZM201 151V150H200ZM206 151V150H205ZM215 151V150H214ZM247 151V150H246ZM70 152V151H69ZM138 152V151H137ZM151 152V151H150ZM149 152V153H150ZM169 152V151H168ZM177 152V151H176ZM195 152V151H194ZM230 152V151H229ZM163 153V152H162ZM191 153V152H190ZM233 153V152H232ZM66 154H69V153H66ZM65 154V156H67ZM71 154V153H70ZM152 154V153H151ZM204 154V153H203ZM228 154V153H227ZM116 155V154H115ZM136 155V154H135ZM134 155V156H135ZM153 155V154H152ZM151 155V156H152ZM181 155V154H180ZM191 155V154H190ZM216 155H217V153H216ZM229 155V154H228ZM228 155H226V156H228ZM72 156V155H71ZM138 156V157H139ZM169 156V155H168ZM105 157V156H104ZM117 157V156H116ZM129 157V156H128ZM136 157V156H135ZM140 157H139V162H140ZM209 157H210V155H209ZM64 158V157H63ZM62 158V159H63ZM66 158V157H65ZM114 158V157H113ZM163 158V157H162ZM212 158V157H211ZM230 158V157H229ZM237 158V157H236ZM67 159V158H66ZM73 159V158H72ZM130 159H132V158H130ZM149 159H151V157L149 158ZM192 159V158H191ZM225 159V158H224ZM249 159V158H248ZM63 160H65V159H63ZM85 160V159H84ZM132 160H134V159H132ZM152 160V159H151ZM208 160V159H207ZM213 160V159H212ZM246 160H247V158H246ZM67 161V160H66ZM129 161V160H128ZM128 161L126 162L127 163V165H128ZM203 161V160H202ZM250 161V160H249ZM57 162V161H56ZM131 162V161H130ZM130 162H129V164H130ZM134 162V161H133ZM149 162V161H148ZM155 162V161H154ZM209 162H210V160H209ZM214 162H215V160H214ZM78 163V162H77ZM125 163V164H126ZM178 163V162H177ZM191 163V162H190ZM250 163V162H249ZM249 163H246V164H248L249 165ZM255 163V162H254ZM132 164V163H131ZM150 164V163H149ZM201 164V163H200ZM251 164H253V163H251ZM250 164V165H251ZM67 165V164H66ZM145 165V164H144ZM164 165V164H163ZM162 165V166H163ZM194 165V164H193ZM197 165V164H196ZM211 165V164H210ZM213 165H215V164H213ZM128 166H130V165H128ZM150 166V165H149ZM151 166H155V164H153V165H151ZM159 166V165H158ZM158 166L156 167V168H154L155 169V172L157 171H159V168H158ZM160 166H161V164H160ZM221 166V165H220ZM242 166V165H241ZM61 167H63V166H61ZM122 167V166H121ZM127 166L126 165H124V168H126ZM195 167V166H194ZM240 167V166H239ZM59 168V167H58ZM66 168V167H65ZM128 168V167H127ZM147 168V167H146ZM160 168H162V167H160ZM190 168V167H189ZM241 168H243V167H241ZM250 168H251V166H244V171H242V172H244V173H246L247 171H249L250 170ZM72 169V168H71ZM119 169V168H118ZM177 169V168H176ZM191 169H192V167H191ZM242 169V170H243ZM249 169V170H248ZM261 169V168H260ZM66 170V169H65ZM123 170V169H122ZM121 170V171H122ZM127 170V169H126ZM125 170V171H126ZM162 170V169H161ZM169 170V169H168ZM207 170V169H206ZM206 170H204V171H206ZM124 171V170H123ZM124 171V172H125ZM127 171H129V169L127 170ZM132 171V170H131ZM138 171V170H137ZM215 171V170H214ZM251 171V170H250ZM258 171V170H257ZM84 172V173H85ZM135 172V171H134ZM168 172V171H167ZM172 172V171H171ZM256 172V171H255ZM83 173V172H82ZM83 173V174H84ZM98 173V172H97ZM120 173V172H119ZM123 173V172H122ZM154 173V172H153ZM152 173V174H153ZM159 173V172H158ZM216 173V172H215ZM239 173V172H238ZM252 173V172H251ZM151 174V175H152ZM161 174H162V171H161ZM200 174H202V173H200ZM247 174V173H246ZM87 175V174H86ZM120 175V174H119ZM123 175V174H122ZM121 175V176H122ZM244 175L245 174H241L239 177V179H238V181H237V179H235L236 180V184L234 185V184H232V185H234V186H232V188L230 189V193H229V196H230V194L231 193H235L236 194V192H238L239 193V191H240V193L239 194H241V190H244L245 191V188H247V186H248V184H247V186H246V183L248 182V180H250L252 177V175H249V177H248V175H246L245 177H244ZM259 175V174H258ZM59 176V175H58ZM125 176V175H124ZM163 176V175H162ZM201 176H203V175H201ZM234 176V175H233ZM262 176V175H261ZM263 176H264V174H263ZM62 177V176H61ZM77 177V176H76ZM82 177V176H81ZM152 177V176H151ZM155 177V176H154ZM207 177V176H206ZM79 178H80V176H79ZM84 178V177H83ZM118 178V177H117ZM168 178V177H167ZM170 178V177H169ZM199 178V177H198ZM229 178H230V176H229ZM254 178V182L256 181L255 180V177H253ZM252 178V179H253ZM260 178H262V177H260ZM59 179V178H58ZM61 179V178H60ZM63 179V178H62ZM78 179V178H77ZM149 179V178H148ZM156 179V178H155ZM219 179V178H218ZM251 179V182L253 181ZM33 180V181H32ZM114 180V179H113ZM197 180V179H196ZM258 180H259V177H258ZM264 180V179H263ZM111 181V180H110ZM221 181V180H220ZM61 182V181H60ZM127 182H130V181H127ZM150 182V181H149ZM148 182V183H149ZM192 182V181H191ZM234 182V181H233ZM260 183H263L264 184V182L262 181H259ZM131 183V182H130ZM161 183V182H160ZM222 183V182H221ZM257 183H258V181H257ZM78 184V183H77ZM204 184V183H203ZM88 185V184H87ZM258 185V184H257ZM260 185H262V184H260ZM26 187H28L27 185H25ZM145 186H147V185H145ZM155 186V185H154ZM194 186H196V185H194ZM201 186V185H200ZM217 186V185H216ZM221 186V185H220ZM25 187V188H26ZM65 187V186H64ZM227 187V186H226ZM257 187V186H256ZM31 188V187H30ZM169 188V187H168ZM222 188V187H221ZM56 189V188H55ZM72 189V188H71ZM103 189H104V187H103ZM114 189V188H113ZM126 189V188H125ZM153 189V188H152ZM155 189V188H154ZM212 189V188H211ZM219 189V188H218ZM24 190V189H23ZM26 190H28L27 188H26ZM26 190H24V191H26ZM123 190V189H122ZM148 190V189H147ZM177 190V189H176ZM103 191V190H102ZM126 191V190H125ZM137 191V190H136ZM142 191V190H141ZM198 191V190H197ZM219 191V190H218ZM244 191H243V193H244ZM257 191V190H256ZM247 192V191H246ZM262 192H263V190H262ZM22 193V192H21ZM27 193H28V191H27ZM51 193V194H50ZM101 193V192H100ZM106 193V192H105ZM125 193V192H124ZM142 193V192H141ZM151 193V192H150ZM169 193V192H168ZM198 193V192H197ZM237 193V194H238ZM242 193V194H243ZM264 193V192H263ZM17 194L15 195V196H17ZM20 194V193H19ZM18 194V195H19ZM23 194V193H22ZM54 194H56V193H54ZM59 194V193H58ZM116 194V193H115ZM119 194H120V192H119ZM121 194H122V192H121ZM139 194V193H138ZM228 194V193H227ZM234 194V195H235ZM21 195V194H20ZM19 195V196H20ZM28 195V196H27ZM53 195V194H52ZM51 195V196H52ZM165 195V194H164ZM233 195V197H235ZM260 195V194H259ZM19 196H17L18 198H19ZM120 196V195H119ZM143 196H146V195H143ZM223 196V195H222ZM228 196V195H227ZM237 196V195H236ZM251 196V195H250ZM249 196V198H252V197H250ZM11 197L13 198L14 197V199H11ZM57 197V196H56ZM118 197V196H117ZM123 197H125V196H123ZM122 195H121V198H120V200L122 201ZM194 197V196H193ZM219 197V196H218ZM10 198V199H9ZM22 198V197H21ZM24 198V200H25V196L23 197ZM23 198H22V200H23ZM55 198V197H54ZM116 198V197H115ZM119 198V197H118ZM160 198V197H159ZM228 198H230V197H228ZM232 198V197H231ZM254 198V197H253ZM258 198V197H257ZM264 198V197H263ZM28 199V198H27ZM61 199H63V198H61ZM151 199V198H150ZM154 199V198H153ZM224 199V198H223ZM227 199V198H226ZM246 199V198H245ZM19 200H21L20 198H19ZM19 200H17V201H19ZM63 200H65V199H63ZM114 200V199H113ZM129 200V199H128ZM146 200V199H145ZM178 200V199H177ZM180 200V199H179ZM221 200L222 199H220V198H218V200H214V203L212 204V207H214L215 208V206L217 205V204H222L221 203ZM225 200V199H224ZM264 200V199H263ZM17 201H15L14 200V202H17ZM116 201V200H115ZM117 201H118V199H117ZM116 201V202H117ZM138 201V200H137ZM189 201V200H188ZM207 201V200H206ZM228 201V200H227ZM239 201V200H238ZM5 202H8V203H5ZM14 202H12V204L14 203ZM147 202V201H146ZM145 202V203H146ZM201 202V201H200ZM233 202V201H232ZM6 205H5V204ZM57 203V202H56ZM62 203V202H61ZM66 203V202H65ZM115 203V202H114ZM119 203H120V201H119ZM119 203H118V205L117 206H119ZM129 203V202H128ZM138 203V202H137ZM178 203V202H177ZM180 203V202H179ZM178 203V204H179ZM11 204V203H10ZM9 204V205H10ZM11 204V205H12ZM58 204V203H57ZM63 204V203H62ZM110 204V198H109V196L108 195H103V198H102V202H101V207L99 208V210H98V208H97V210H98V212H99V214L101 215L102 213H100L101 212V208L102 207H104V206H106L107 207V205H109ZM117 204V203H116ZM116 204H114L115 206L114 207H116ZM227 204V203H226ZM248 204V203H247ZM256 204V203H255ZM8 205V206H9ZM15 205H16V203H15ZM18 205V204H17ZM19 206V205H18ZM23 206V205H22ZM138 206V205H137ZM142 206V205H141ZM144 206V205H143ZM147 206V205H146ZM201 206V205H200ZM248 206V205H247ZM10 208H11V206H9ZM55 207V206H54ZM57 207V206H56ZM17 208V207H16ZM60 208V207H59ZM64 208V207H63ZM69 208V207H68ZM112 208H113V205H112ZM166 208V207H165ZM210 208V207H209ZM213 208V209H214ZM251 208V207H250ZM263 208V207H262ZM0 209H2V208H0ZM116 209V208H115ZM118 210H119V208H117ZM140 209V208H139ZM247 209V208H246ZM255 209V208H254ZM9 210V209H8ZM55 210V209H54ZM112 210V209H111ZM170 210V209H169ZM168 210V211H169ZM191 210V209H190ZM208 210V209H207ZM212 210V209H211ZM210 210V211H211ZM256 210V209H255ZM4 211V208H3V210L1 211L0 210V213L1 212H3ZM6 211V210H5ZM13 211H15V210H13ZM69 211V209H65V211L64 210H62V212L61 213H59V214H62V216H61V218H62V220H63V222H64V220L67 218V214L69 213L68 212ZM114 211V210H113ZM138 211V210H137ZM142 211H143V209H142ZM182 211V210H181ZM7 212V211H6ZM12 212V211H11ZM97 212V211H96ZM117 212V211H116ZM140 212V211H139ZM138 212V213H139ZM206 212V211H205ZM208 212V211H207ZM17 213V212H16ZM21 213V212H20ZM25 213V212H24ZM106 213H108V212H106ZM111 213H112V211H111ZM143 213V212H142ZM184 213V212H183ZM201 213V212H200ZM200 213H197V214H200ZM251 213V212H250ZM3 214H4V212H3ZM52 214V213H51ZM98 213H97V215H99ZM113 214H115V212L113 213ZM113 214H108V215H111V220H112V217L114 216ZM118 214V213H117ZM134 214V213H133ZM141 214V213H140ZM161 214V213H160ZM205 214V213H204ZM204 214H202L203 216H204ZM233 214V213H232ZM255 214V213H254ZM1 215V214H0ZM20 215V214H19ZM58 215V214H57ZM105 215V214H104ZM113 215V216H112ZM130 216H131V214H129ZM176 215V214H175ZM201 215V214H200ZM259 215V214H258ZM7 216V215H6ZM45 216V217H44ZM85 216V215H84ZM106 216V215H105ZM230 216V215H229ZM243 216V215H242ZM255 216H256V214H255ZM55 217H56V215H55ZM60 217V215H58V218ZM101 216H99V217H97L98 218V220H97V222H95L94 224H95V226H93V230L94 231H92L91 233H89L90 234V238L92 239V237L94 236V237H96V234H98L100 231H103V234H104V230H106V228H107V226L110 224V219L109 218H107L108 216H106V217H102V218H100ZM136 217V216H135ZM139 217V216H138ZM209 217V216H208ZM250 217V216H249ZM262 217H263V215H262ZM1 218H2V216H1ZM9 218V217H8ZM49 218V217H48ZM48 218H47V220H48ZM57 218V217H56ZM129 218V217H128ZM156 218V217H155ZM181 218V217H180ZM192 218V217H191ZM200 218V217H199ZM206 218L207 217H205V219L204 220H206ZM232 218V217H231ZM240 218H242L241 216H240ZM239 218V219H240ZM247 218V217H246ZM255 218V217H254ZM46 219V218H45ZM130 219V218H129ZM144 219V218H143ZM149 219V218H148ZM202 219V218H201ZM209 219V218H208ZM207 219V220H208ZM238 219V220H239ZM258 219V218H257ZM256 219V220H257ZM14 220V219H13ZM146 220V219H145ZM156 220V219H155ZM180 220V219H179ZM203 220V219H202ZM241 220V219H240ZM254 220V219H253ZM43 221V220H42ZM58 221V220H57ZM115 221V220H114ZM113 221V222H114ZM142 221V220H141ZM157 221V220H156ZM189 221V220H188ZM233 222H235L234 221V219L232 220ZM242 221V220H241ZM246 221H247V219H246ZM261 221V220H260ZM263 221V220H262ZM261 221V222H262ZM44 222V221H43ZM59 222H60V220H59ZM62 222V221H61ZM61 222H60V224H61ZM136 223H137V221H135ZM197 222H198V220H197ZM207 222V221H206ZM240 222V221H239ZM254 222H255V220H254ZM264 222V221H263ZM9 223V222H8ZM8 223H7V225H8ZM97 223V224H96ZM135 223V224H136ZM139 223H140V220H139ZM201 223V222H200ZM203 223V222H202ZM212 223V222H211ZM12 224V223H11ZM49 224V223H48ZM63 224V223H62ZM93 224V223H92ZM93 224V225H94ZM180 224V223H179ZM185 224V223H184ZM237 224V221H236V223H235V225ZM239 224V223H238ZM6 225V226H7ZM41 225V224H40ZM114 225V224H113ZM127 225V224H126ZM131 225V224H130ZM172 225V224H171ZM182 225V224H181ZM191 225V224H190ZM195 225H196V221H195ZM194 224H193V228L194 227H196ZM199 225V224H198ZM222 225V224H221ZM11 226V225H10ZM60 226V225H59ZM125 226V225H124ZM129 226V225H128ZM152 226V225H151ZM177 226V225H176ZM223 226V225H222ZM221 226V227H222ZM229 226V225H228ZM238 226V225H237ZM254 226V225H253ZM111 227H112V225H111ZM126 227V226H125ZM175 227V226H174ZM225 227V226H224ZM248 227V226H247ZM258 227V226H257ZM262 227V226H261ZM260 227V228H261ZM7 228V227H6ZM56 228H58V227H56ZM166 228V227H165ZM202 228V227H201ZM226 228V227H225ZM230 229H231V227H229ZM249 228V227H248ZM252 228V227H251ZM5 229V228H4ZM109 229V228H108ZM131 229V228H130ZM133 229H134V227H133ZM132 229V230H133ZM136 229V228H135ZM138 229V228H137ZM177 229V228H176ZM181 229V228H180ZM190 229V231H187V233L185 232V234H183V232H181V231H179V232H181V233H179V235L181 234V239L180 240H182V238H183V240H185L190 234H192V233H190L191 232V229L192 228H189ZM198 229V228H197ZM262 229V228H261ZM5 230H7V229H5ZM48 230V229H47ZM122 230H123V227H122ZM172 230V229H171ZM195 230V229H194ZM238 230V229H237ZM250 230V229H249ZM248 230V231H249ZM252 230V229H251ZM264 230V229H263ZM8 231V230H7ZM6 231V232H7ZM72 231V230H71ZM79 231V230H78ZM81 231V230H80ZM115 231V230H114ZM131 231V230H130ZM130 231H129V228H128V230H124V233L122 234V236H123V238L121 237V234H120V237L123 239V243H126V244H124V248H125V246L127 245V241H128V236H129V234H130ZM138 231V230H137ZM176 231H178V230H176ZM184 231V230H183ZM261 231V230H260ZM5 232V233H6ZM82 232V231H81ZM136 232V231H135ZM201 232V231H200ZM244 232V231H243ZM251 232V231H250ZM254 232V231H253ZM107 233V232H106ZM109 233V232H108ZM132 233V232H131ZM147 233V232H146ZM172 233H173V230H172ZM178 233V232H177ZM222 232H220V234H221ZM223 233H225V232H223ZM0 234H1V231H0ZM8 234H9V232H8ZM101 234V233H100ZM137 234V233H136ZM174 234V233H173ZM247 234H250V233H248V232H246V235H244V237H246L247 236ZM7 235V234H6ZM13 235V234H12ZM62 235V234H61ZM131 235V234H130ZM179 235H178V237H179ZM219 235V234H218ZM259 235V234H258ZM1 236V235H0ZM102 236V235H101ZM114 236V235H113ZM139 236V235H138ZM213 236V235H212ZM216 236V235H215ZM223 236V235H222ZM12 237V236H11ZM98 237V236H97ZM131 237V236H130ZM214 237V236H213ZM224 237V236H223ZM223 237H222V239H223ZM243 237V236H242ZM14 238V237H13ZM37 238V237H36ZM36 238H35V242H36ZM104 237L102 236V239H103ZM114 238V237H113ZM135 238H137V237H135ZM170 238V237H169ZM175 238V237H174ZM177 238V237H176ZM217 238V237H216ZM221 238V237H220ZM220 238L217 240L218 242L220 241ZM247 238V237H246ZM257 238V237H256ZM0 239H2V238H0ZM12 239V238H11ZM89 239V238H88ZM106 239V238H105ZM193 239V238H192ZM206 239V238H205ZM226 239V238H225ZM224 239V240H225ZM240 239V238H239ZM244 239V238H243ZM242 239V240H243ZM3 240V239H2ZM7 241L9 240V238L8 239H6ZM13 240H15V239H13ZM38 240V239H37ZM94 240V239H93ZM92 240V241H93ZM99 240V239H98ZM134 240V239H133ZM136 240V239H135ZM174 240V239H173ZM177 240V239H176ZM179 240V241H180ZM196 240V239H195ZM224 240H221L220 241V245L222 246V245H224V244H221ZM241 240V239H240ZM239 240V241H240ZM101 241V240H100ZM139 241V240H138ZM175 241V240H174ZM190 241H191V239H190ZM189 241V242H190ZM245 241V240H244ZM247 241V240H246ZM245 241V242H246ZM262 241V240H261ZM38 242H39V240H38ZM42 242V241H41ZM97 242V241H96ZM129 242V241H128ZM173 242V241H172ZM217 242V244H216V242H215V245H219V243ZM225 242V241H224ZM223 242V243H224ZM12 243H13V241H12ZM31 243V244H30ZM48 243V242H47ZM99 243V242H98ZM134 243V242H133ZM168 243V242H167ZM191 243V242H190ZM214 243V242H213ZM237 244H238V242H236ZM240 243H242L241 241H240ZM39 244V243H38ZM99 244H101V243H99ZM103 244V243H102ZM176 244V243H175ZM135 245V244H134ZM165 245V247H166V244H164ZM182 245V244H181ZM189 245V244H188ZM214 245V246H215ZM219 245V248L221 247ZM230 245H231V243H230ZM236 244H234V245H232V247L233 246H235ZM15 246V245H14ZM28 246V247H29ZM128 246V245H127ZM126 246V247H127ZM147 246V245H146ZM172 246V245H171ZM170 246V247H171ZM245 246V245H244ZM255 246V245H254ZM13 247V246H12ZM27 247V248H28ZM33 247V246H32ZM86 247V246H85ZM129 247V246H128ZM131 247H132V245H131ZM160 247V246H159ZM168 247V246H167ZM211 247V246H210ZM216 248H217V250L219 249L217 246H215ZM224 247V246H223ZM223 247L220 249V252L222 253V249H223ZM232 247H230V249H232ZM237 247H238V245H237ZM239 247H240V244H239ZM238 247V248H239ZM243 247V246H242ZM9 248V247H8ZM120 248V247H119ZM123 248V250H125ZM158 248V247H157ZM177 248V247H176ZM179 248V247H178ZM209 248V247H208ZM214 248V247H213ZM3 249V248H2ZM34 249V248H33ZM86 249V248H85ZM90 249V248H89ZM132 249V248H131ZM168 249H171V248H169L168 247ZM168 249H165V251L166 252H161V254L160 255H158L157 256V258L154 260V262L152 263V264H164V262H165V260H166V258H167V254L168 253H170V251L172 250V249H174V248H172L171 250H168ZM215 249V248H214ZM225 250H226V247L224 248ZM236 249V248H235ZM251 249V248H250ZM15 250V249H14ZM128 250H129V248H128ZM141 250H142V248H141ZM206 250V252H207V248L205 249ZM209 250V249H208ZM210 250H211V248H210ZM232 250H234V249H232ZM231 250V251H232ZM261 250V249H260ZM13 251V250H12ZM29 251H30V249H29ZM32 251V250H31ZM88 251V250H87ZM119 251H120V249H119ZM122 251V250H121ZM174 251H175V249H174ZM192 251V250H191ZM245 251V250H244ZM6 252V251H5ZM108 252V251H107ZM158 252V251H157ZM177 252V251H176ZM175 252V253H176ZM183 252H185V251H183ZM208 252H210V251H208ZM215 252H217L216 251V249H215ZM217 253L218 254V256H220L219 254H221V253ZM226 252V251H225ZM228 252H230V251H228ZM238 252H239V250H238ZM238 252L236 253V251L234 250V251H232L231 253H227V255H226V257H225V259L227 260H232V258H235V260H236V257H238V256H240V254L238 255ZM1 253V252H0ZM84 253V252H83ZM106 253V252H105ZM113 253V252H112ZM115 253V252H114ZM129 253V252H128ZM191 253V252H190ZM223 253H224V250H223ZM247 253V252H246ZM53 254V253H52ZM104 254V253H103ZM192 254V253H191ZM194 254V253H193ZM192 254V256H191V258H190V260L188 261L189 262V264H197L198 262H197V258H195L194 256H196V255H193ZM225 254V253H224ZM223 254V255H224ZM251 254V253H250ZM4 255V254H3ZM34 255V254H33ZM36 255V254H35ZM37 255H38V253H37ZM86 255V254H85ZM133 255V254H132ZM170 255V254H169ZM175 255V254H174ZM212 255V254H211ZM255 255V254H254ZM77 256V258H78V254L76 255ZM92 256V255H91ZM119 256V255H118ZM117 256V257H118ZM186 256V255H185ZM189 256V255H188ZM206 256V255H205ZM215 256H216V254H215ZM221 256H222V254H221ZM225 256V255H224ZM252 256V255H251ZM31 257H32V255H31ZM179 257H180V255H179ZM182 257V256H181ZM210 257V256H209ZM223 257V256H222ZM28 258H30V257H28ZM39 258V257H38ZM80 258V257H79ZM119 258V257H118ZM173 258V257H172ZM206 258V257H205ZM212 258H213V256H212ZM216 258V257H215ZM221 258V257H220ZM224 258V257H223ZM222 258V259H223ZM239 258V257H238ZM246 258V257H245ZM250 258V257H249ZM2 259H3V257H2ZM5 259V258H4ZM131 259V258H130ZM137 259V258H136ZM211 259V258H210ZM214 259V258H213ZM263 259V258H262ZM35 260V259H34ZM168 260H169V257H168ZM178 260V259H177ZM188 260V259H187ZM227 260V261H228ZM235 260L233 259L232 261H231V263L232 262H235ZM247 260V259H246ZM255 260V259H254ZM3 261V260H2ZM5 261V260H4ZM3 261V262H4ZM29 261H31V259L29 260ZM90 261V260H89ZM95 261V260H94ZM110 261V260H109ZM113 261H115V260H113ZM185 261V260H184ZM213 260H211V262H212ZM215 261V260H214ZM218 261H219V259H218ZM222 261V260H221ZM224 261V260H223ZM229 261V262H230ZM238 261V260H237ZM248 261V260H247ZM246 261V262H247ZM252 261V260H251ZM261 261V260H260ZM28 262V261H27ZM208 261H205V264L207 263ZM245 262V263H246ZM2 263V262H1ZM41 263V262H40ZM107 263V262H106ZM185 263V262H184ZM204 263V262H203ZM214 262H212V264H213ZM221 264L222 262H218V264ZM225 263V262H224ZM223 263V264H224ZM2 264H4V263H2ZM79 264V263H78ZM215 264V263H214ZM216 264H217V262H216ZM260 264V263H259Z\"/></svg>","mask_w":264,"mask_h":264}]
</instances>
